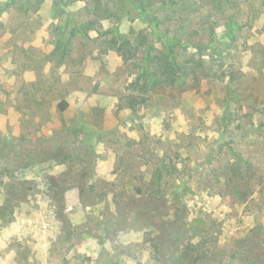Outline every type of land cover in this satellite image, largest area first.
<instances>
[{
	"label": "rangeland",
	"instance_id": "1",
	"mask_svg": "<svg viewBox=\"0 0 264 264\" xmlns=\"http://www.w3.org/2000/svg\"><path fill=\"white\" fill-rule=\"evenodd\" d=\"M65 1L0 0V264H264V0ZM196 22L240 73L227 131L222 79L119 99L138 66L113 40Z\"/></svg>",
	"mask_w": 264,
	"mask_h": 264
},
{
	"label": "trees",
	"instance_id": "2",
	"mask_svg": "<svg viewBox=\"0 0 264 264\" xmlns=\"http://www.w3.org/2000/svg\"><path fill=\"white\" fill-rule=\"evenodd\" d=\"M17 0H7V4H14ZM77 0H67L63 2V5L68 6L71 2ZM95 1V0H84ZM164 4L166 1L163 0ZM221 9L225 3L229 0H213ZM35 0H24V6L27 8ZM170 3H176L175 0H170ZM102 2L98 1L95 12L98 11L108 13L110 10L108 7L101 8ZM93 22L89 21V24L83 26L84 32L92 25ZM237 22H235L236 24ZM180 31L177 32L173 38H163L158 45L155 42L149 40L145 34L139 32L134 38L133 42L126 43L122 39L116 38L114 45L117 50L125 57L126 61L133 60L138 66V70L135 73L133 79L128 83L125 90L119 94V99L123 107H128L132 110L138 109L141 105L148 103L155 93L165 91L168 87H185L189 88L190 85H198L202 80L218 78L226 81V94L224 98L223 108V126L224 130L229 129V125L234 121L233 111H231V104L233 98L239 93L240 87V73L231 62L225 63L224 53L226 50L221 48H215L214 42L217 39L215 29L213 26H208L205 22H196V24L190 23L189 25H179ZM185 27H189V33L186 32ZM232 27V26H231ZM231 29V28H230ZM222 35H225L223 33ZM197 36V37H196ZM196 37V41H194ZM208 37L211 41L205 42ZM189 45H195V50H189ZM212 48L215 54V61L211 62L207 59L206 51ZM140 58V59H139ZM252 109L256 110V106L250 105ZM64 107V105L62 106ZM240 108L243 105L240 104ZM239 111V110H237ZM262 118H264V102L263 106L259 109ZM242 125L237 124L236 127L240 128ZM229 142H234L235 135H231ZM242 158H237L235 162H232L231 179L238 178V175L243 174L246 171V163L242 164ZM175 169V165L172 161L158 163L154 170V190L153 193L161 194L163 188V181L167 174H172ZM241 179H243L241 177ZM264 244V242H263ZM196 248V245L191 241H186L179 249L180 255L185 259H188L192 251ZM200 253L203 250L199 251ZM201 255V254H200ZM203 257V256H200ZM197 258L188 261V264H199L200 260ZM247 260H249L247 258ZM204 264H209L207 260ZM234 264H239V261Z\"/></svg>",
	"mask_w": 264,
	"mask_h": 264
}]
</instances>
